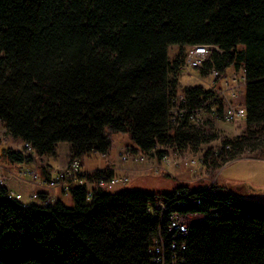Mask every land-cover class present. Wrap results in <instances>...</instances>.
I'll list each match as a JSON object with an SVG mask.
<instances>
[{"label": "trees", "instance_id": "obj_1", "mask_svg": "<svg viewBox=\"0 0 264 264\" xmlns=\"http://www.w3.org/2000/svg\"><path fill=\"white\" fill-rule=\"evenodd\" d=\"M192 45L220 50L200 73L242 68L247 82L241 133L204 158L219 169L246 151L264 157V0H0V123L31 147L3 149L0 159L30 165L60 144L78 158L105 155L113 134L128 135L126 152H198L217 138L214 125L176 123L168 113L177 93L191 108L211 96L201 86L179 90ZM171 46L179 48L172 62ZM39 174L49 179L43 167ZM9 191L0 187V264H152L160 224L150 211L159 196L167 200L164 233L173 210L205 215L189 228L183 264H264V204L244 183L212 191L183 184L162 195L122 188L89 200L77 186L70 206L25 204ZM188 192L191 201L176 195Z\"/></svg>", "mask_w": 264, "mask_h": 264}, {"label": "built area", "instance_id": "obj_2", "mask_svg": "<svg viewBox=\"0 0 264 264\" xmlns=\"http://www.w3.org/2000/svg\"><path fill=\"white\" fill-rule=\"evenodd\" d=\"M212 52L219 53L220 50L217 46L212 45H192L186 47L180 70H201ZM207 77L208 83L205 89L211 92V96L201 106L191 108L188 105V99L182 93H177L172 98L168 108L172 121H176L177 123V118L187 117V120L196 128H202L214 122L233 123L244 121L246 115L245 107L243 102L241 103L240 101L247 83L244 70L240 68L231 73H228L227 70L222 72L211 70L207 74ZM22 148L27 154L31 152V147L28 144H23ZM154 156L159 159L160 164L155 163L153 170H163L164 166L170 164L167 155L157 157L156 151L134 154L125 152L120 154V160L125 166L119 169H109L110 175L106 170H102L100 171V175L93 179V181L88 180V175L81 171L78 159H73L68 169L56 172L53 177L49 176L48 180L41 178L38 175V171L34 168L20 171L17 177L19 180H23L27 175L32 176L31 181H33L35 186L33 193L29 196V200L34 203L39 202L41 205L53 203L57 199V190L59 193H63L64 191L68 193L71 188L77 186H84L86 188V199L89 200L95 191L111 193L116 191V189L124 188L128 184L130 180L128 175H130V172H136L133 169L127 168L129 159L133 162L143 163L146 158ZM179 161L175 162V165L181 166ZM199 165L207 166L203 157L200 160H192L184 164V166L188 167ZM0 170L2 171L0 173V187H6L8 174L10 175V173L8 169L2 166H0ZM116 170L118 173L115 172ZM216 178L210 181L211 183L207 186L208 188L199 186L196 189H210L215 183ZM176 195H181L189 201L192 200L189 192L186 194L177 193ZM41 197L44 198L42 199ZM8 198L22 201V195L13 191L8 192ZM166 208L167 200L162 196L156 197L154 206L150 212L153 217L158 218L160 225L148 249L150 262L152 264H183L180 253L186 249L189 228L193 224L202 222L205 219V215L182 214L178 210H173L168 214L164 233L160 226H162L161 220ZM216 214V211L211 212V217L215 218Z\"/></svg>", "mask_w": 264, "mask_h": 264}, {"label": "rangeland", "instance_id": "obj_3", "mask_svg": "<svg viewBox=\"0 0 264 264\" xmlns=\"http://www.w3.org/2000/svg\"><path fill=\"white\" fill-rule=\"evenodd\" d=\"M178 51L179 48L177 46H171L168 48L167 55L170 62L175 60L178 55ZM184 53L185 49L183 51V54ZM233 71H235L233 67L227 70L228 73H231ZM207 83L208 77L200 73L196 69H192L190 71L182 70L179 75L180 91L184 87L201 86L206 88ZM243 99L244 94L243 97H241L240 99L241 103L243 102ZM212 124L214 125L212 132L216 135L217 138L209 144L202 146L198 152H194L192 151V149L189 148H186L183 151L177 150L175 148H161V150H163L164 152L166 151L164 155H167V158L170 161V164H168V166H164L163 170H153L155 163L160 164L159 159H157L155 156L152 158H146L143 163L133 162L131 159H129L127 168H129L130 170L133 169L136 172H130V175H128L130 180L124 188H138L139 190H145L148 192L159 191L161 193L155 194L162 195L164 193H168L170 191L175 190L177 186L183 184L188 185L190 188L194 189L199 186H204V188H208L207 186H209V184L211 183L210 181H212L213 178L217 177L215 183L210 187V189L207 190L212 191L215 187L222 189L225 187L223 183H244L250 189H252L251 198L257 202L264 204V157L263 155H261V152L251 153L246 151L242 154H239V156H237L234 161L226 163L223 167L219 169H212L209 160L205 159L203 156L209 148L216 149L223 140L233 139L238 136L243 129L244 122H214ZM111 141L112 146L107 154L102 155L99 153H90L83 155L79 158L71 156L69 146L67 144H60L56 149L55 156L39 158L35 155H32L33 161L30 165H27L26 167L27 169H36V171H38L39 176L40 167H43L48 172L50 177H53L56 172H60L63 170L65 171V169H68L73 159H78L81 171L88 175V180L93 181V179L96 178L95 174L100 173V171L102 170L109 171V169H119L125 166L124 163L120 160V154L125 153L127 151V146L131 145L128 135L113 134L111 137ZM0 146L16 151L23 150L22 144L13 142L10 138L7 137L1 125ZM126 153L134 154L132 152ZM157 157L159 156L157 155ZM201 157L204 158V162L207 166H184L186 162H190L192 160L197 161L200 160ZM178 161L180 162L181 166L175 165V162ZM208 165L210 166L208 167ZM0 166L4 167L1 164ZM1 172L2 171L0 170V173ZM115 172L118 173L117 170ZM9 173L11 172L9 171ZM18 173L14 175L16 179H18ZM9 177L12 176L8 174V179ZM28 177L30 179L32 178V176ZM30 184L32 185L34 191L35 185L33 181H31ZM33 191L29 194V196L33 193ZM56 198L60 199L68 206L72 204L68 193H66L65 191L63 193H59V191L57 190ZM22 201H24L23 196ZM35 203L39 204V202Z\"/></svg>", "mask_w": 264, "mask_h": 264}, {"label": "crops", "instance_id": "obj_4", "mask_svg": "<svg viewBox=\"0 0 264 264\" xmlns=\"http://www.w3.org/2000/svg\"><path fill=\"white\" fill-rule=\"evenodd\" d=\"M3 149H6V148H3L0 146V154H1V151ZM0 164L3 165L5 168L8 169V171H10L12 173V174L10 173V175L12 177H9L6 188L10 191L15 192V193H20L24 197L23 202L25 204L34 203V202H31L29 200V194L33 191V187L30 184L31 179L28 176H25L23 181H19L18 179H16L14 177V175L17 174L19 171L27 169V167H26L27 165H24V164H22V165H19V164L18 165H9L6 162L2 161L1 159H0ZM50 174H51V172H50ZM230 184H232V182ZM233 184H235V183H233ZM223 185L226 186L228 184L223 183ZM135 189H138V188H135ZM146 192H148V191H146ZM148 193H161V192L153 191V192H148Z\"/></svg>", "mask_w": 264, "mask_h": 264}]
</instances>
